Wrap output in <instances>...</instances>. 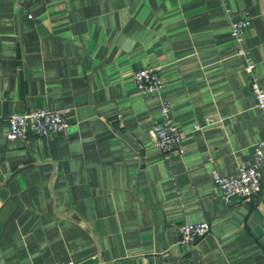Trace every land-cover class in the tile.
I'll return each mask as SVG.
<instances>
[{
    "label": "crops",
    "instance_id": "crops-1",
    "mask_svg": "<svg viewBox=\"0 0 264 264\" xmlns=\"http://www.w3.org/2000/svg\"><path fill=\"white\" fill-rule=\"evenodd\" d=\"M247 59L264 88V0H0V264H264V163L258 194L214 192L264 138ZM144 67L164 90L137 88ZM164 100L182 153L151 134ZM42 107L69 108L68 132L6 138Z\"/></svg>",
    "mask_w": 264,
    "mask_h": 264
},
{
    "label": "built area",
    "instance_id": "built-area-1",
    "mask_svg": "<svg viewBox=\"0 0 264 264\" xmlns=\"http://www.w3.org/2000/svg\"><path fill=\"white\" fill-rule=\"evenodd\" d=\"M31 17L30 15L28 16ZM252 18L246 13L240 20L232 21V35L241 42L244 32L251 26ZM240 54H244L240 50ZM255 63L247 59V72L252 76V88L256 98V106L260 109L264 122V88L259 84L254 75ZM133 81L137 88L143 93H155L165 89V82L155 67H144L133 72ZM173 103L164 100L161 105L162 119L151 129L155 145L166 154L173 152L182 153L183 141L186 133L178 128L172 117ZM69 108H47L42 107L23 114H11L7 117L8 130L6 138L9 141L26 140L30 136L52 138L59 134L68 132L70 123L68 121ZM196 128H200L197 126ZM264 163V138L254 148L253 162L251 164L241 163L236 173L232 175H221L213 171L214 192L227 201L236 198L249 197L258 194L262 189L261 168ZM211 229L207 221L198 223H183L178 226L181 242L184 244H195L201 237L205 236ZM63 264H74L69 260ZM145 264H156L147 262Z\"/></svg>",
    "mask_w": 264,
    "mask_h": 264
},
{
    "label": "water",
    "instance_id": "water-1",
    "mask_svg": "<svg viewBox=\"0 0 264 264\" xmlns=\"http://www.w3.org/2000/svg\"><path fill=\"white\" fill-rule=\"evenodd\" d=\"M126 136V138H128L129 140H131V138H129V136H127V135H125Z\"/></svg>",
    "mask_w": 264,
    "mask_h": 264
}]
</instances>
